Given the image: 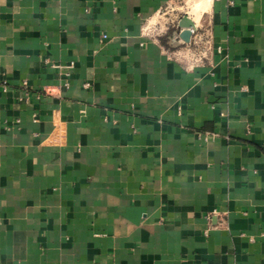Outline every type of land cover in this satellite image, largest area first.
<instances>
[{
  "label": "crops",
  "instance_id": "0c3cea01",
  "mask_svg": "<svg viewBox=\"0 0 264 264\" xmlns=\"http://www.w3.org/2000/svg\"><path fill=\"white\" fill-rule=\"evenodd\" d=\"M182 16L0 0V264H264V0Z\"/></svg>",
  "mask_w": 264,
  "mask_h": 264
},
{
  "label": "built area",
  "instance_id": "2783aa9c",
  "mask_svg": "<svg viewBox=\"0 0 264 264\" xmlns=\"http://www.w3.org/2000/svg\"><path fill=\"white\" fill-rule=\"evenodd\" d=\"M183 16H188L190 18L187 12L183 13ZM193 24L194 27L192 30L195 31L197 30V24L195 21H193ZM180 51H182V59L189 64V67H193L194 65L207 59L209 52L211 51L210 38H203L199 33L192 34L188 43H184L182 41V50ZM180 51H175V55L180 56Z\"/></svg>",
  "mask_w": 264,
  "mask_h": 264
},
{
  "label": "water",
  "instance_id": "95a60500",
  "mask_svg": "<svg viewBox=\"0 0 264 264\" xmlns=\"http://www.w3.org/2000/svg\"><path fill=\"white\" fill-rule=\"evenodd\" d=\"M194 27L193 21L188 16H182L178 22V28L181 29L179 38L184 43H188L191 36V29Z\"/></svg>",
  "mask_w": 264,
  "mask_h": 264
},
{
  "label": "rangeland",
  "instance_id": "374dc122",
  "mask_svg": "<svg viewBox=\"0 0 264 264\" xmlns=\"http://www.w3.org/2000/svg\"><path fill=\"white\" fill-rule=\"evenodd\" d=\"M204 1L205 0H182V14L185 13V12H187L188 14L189 13L190 14H193L194 13L195 16H197V14H198V17L196 18V21H197L200 18V16H201L200 13H202L203 11L205 12L206 10L209 9L211 0L208 3L209 6L207 8L202 9V11L199 10L200 12L199 11L192 12V9L195 8V7H197V6H200ZM194 14L192 16L191 15H189V16L195 17Z\"/></svg>",
  "mask_w": 264,
  "mask_h": 264
},
{
  "label": "bare ground",
  "instance_id": "6f19581e",
  "mask_svg": "<svg viewBox=\"0 0 264 264\" xmlns=\"http://www.w3.org/2000/svg\"><path fill=\"white\" fill-rule=\"evenodd\" d=\"M209 2H210V0H205L200 6H197V7L193 8V9H192V12L199 11V10L202 11V9L207 8V7L209 6V4H208ZM200 11H199V12H200ZM203 12H204V11H203ZM193 14H194V13H193ZM193 14H190V13H189V15H191V16H192ZM200 14H201V13H200ZM194 15H195V14H194ZM191 16H190V17H191ZM191 18H192L193 21L196 22V18H197V16H196V17H191Z\"/></svg>",
  "mask_w": 264,
  "mask_h": 264
}]
</instances>
